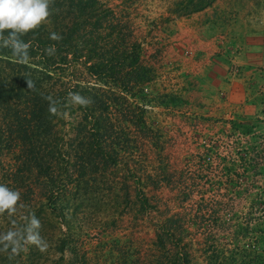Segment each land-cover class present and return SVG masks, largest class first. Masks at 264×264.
<instances>
[{
  "label": "rangeland",
  "instance_id": "1",
  "mask_svg": "<svg viewBox=\"0 0 264 264\" xmlns=\"http://www.w3.org/2000/svg\"><path fill=\"white\" fill-rule=\"evenodd\" d=\"M52 8L22 37L27 64L0 48V112L60 101L48 139H0V184L50 246L0 264H264V0ZM55 23L89 32L75 40L87 50L51 40ZM72 92L93 103L72 105ZM13 222L0 215V233Z\"/></svg>",
  "mask_w": 264,
  "mask_h": 264
},
{
  "label": "clouds",
  "instance_id": "2",
  "mask_svg": "<svg viewBox=\"0 0 264 264\" xmlns=\"http://www.w3.org/2000/svg\"><path fill=\"white\" fill-rule=\"evenodd\" d=\"M55 0H0V48L10 49L17 62L27 64L30 61V42L22 37L34 32L41 25L49 23V17L56 11L52 8ZM7 33V35H5ZM51 40L60 41L62 37L52 32ZM47 55L55 54L54 45L45 49ZM29 89H35L32 80H26ZM49 102V111L52 115H62L58 105L60 101L52 95L43 97ZM68 101L75 106L88 107L93 101L78 92L69 93ZM28 206L21 202L19 190H13L5 184H0V215L7 213L14 216L20 213L23 223L16 225L4 233H0V253H7L10 260L28 246H36L39 251L46 252L49 242L40 235L41 222L34 213L29 212Z\"/></svg>",
  "mask_w": 264,
  "mask_h": 264
},
{
  "label": "trees",
  "instance_id": "3",
  "mask_svg": "<svg viewBox=\"0 0 264 264\" xmlns=\"http://www.w3.org/2000/svg\"><path fill=\"white\" fill-rule=\"evenodd\" d=\"M57 24L58 23L54 24V26L51 29V33L52 32L58 33L62 37L61 40L64 42L65 46L68 49H72L75 52L76 51L81 52L82 50H87V47L79 48L78 42H76L75 40L77 39L76 36H78L79 38L89 37L90 36L89 32L80 34L76 32L77 29H72L69 27H66L65 30L59 31V29L56 28ZM18 66L21 67V65ZM93 66H97L98 68H100L101 63H96ZM91 69H93L92 66ZM27 75L29 74H26V76ZM26 76L20 78L22 84H25L26 80H28V77ZM0 114H2L1 116L2 122H0V124L1 123L4 124V126H0V139H15L22 141L27 140L29 143L31 142L32 139H38L39 136L40 138L42 136L44 139H48L47 137L50 136L53 128L52 119L54 115H52L49 111L48 101L45 100L43 97L40 98L39 94L32 95L31 103L29 104L28 111L24 112L17 109L6 108L5 111L0 112ZM20 159H21L22 167L30 166L31 160L29 158H20ZM38 164H40V169H44L47 166L50 167L48 164L46 165V163L38 162Z\"/></svg>",
  "mask_w": 264,
  "mask_h": 264
},
{
  "label": "crops",
  "instance_id": "4",
  "mask_svg": "<svg viewBox=\"0 0 264 264\" xmlns=\"http://www.w3.org/2000/svg\"><path fill=\"white\" fill-rule=\"evenodd\" d=\"M262 62H263V59H262ZM240 87V90H242V85L241 84H239V85H237V87Z\"/></svg>",
  "mask_w": 264,
  "mask_h": 264
}]
</instances>
